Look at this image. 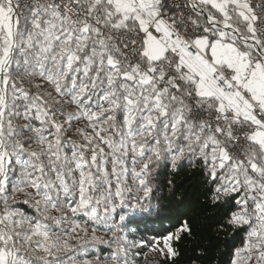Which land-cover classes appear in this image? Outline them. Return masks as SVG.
I'll return each mask as SVG.
<instances>
[{
    "label": "snow or ice",
    "instance_id": "obj_1",
    "mask_svg": "<svg viewBox=\"0 0 264 264\" xmlns=\"http://www.w3.org/2000/svg\"><path fill=\"white\" fill-rule=\"evenodd\" d=\"M184 168L264 264V0H0V264H176Z\"/></svg>",
    "mask_w": 264,
    "mask_h": 264
},
{
    "label": "trees",
    "instance_id": "obj_2",
    "mask_svg": "<svg viewBox=\"0 0 264 264\" xmlns=\"http://www.w3.org/2000/svg\"><path fill=\"white\" fill-rule=\"evenodd\" d=\"M169 179L177 189L173 211L183 208L194 232L192 239L180 244L181 255L176 264H225L229 248L240 242V237L225 223L227 209L211 203L198 168H184L179 174L161 176L164 184Z\"/></svg>",
    "mask_w": 264,
    "mask_h": 264
}]
</instances>
